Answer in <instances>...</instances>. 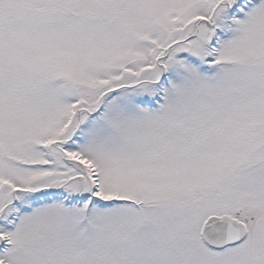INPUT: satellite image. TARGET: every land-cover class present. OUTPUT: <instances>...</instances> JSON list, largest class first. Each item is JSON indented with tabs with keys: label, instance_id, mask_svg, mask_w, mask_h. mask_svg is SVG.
<instances>
[{
	"label": "snow or ice",
	"instance_id": "snow-or-ice-1",
	"mask_svg": "<svg viewBox=\"0 0 264 264\" xmlns=\"http://www.w3.org/2000/svg\"><path fill=\"white\" fill-rule=\"evenodd\" d=\"M0 264H264V0H0Z\"/></svg>",
	"mask_w": 264,
	"mask_h": 264
}]
</instances>
